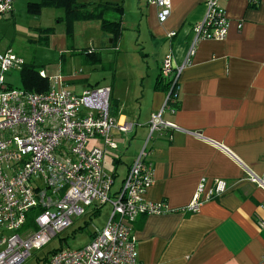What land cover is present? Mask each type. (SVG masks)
Instances as JSON below:
<instances>
[{"label":"crops","instance_id":"0c3cea01","mask_svg":"<svg viewBox=\"0 0 264 264\" xmlns=\"http://www.w3.org/2000/svg\"><path fill=\"white\" fill-rule=\"evenodd\" d=\"M78 1H116L123 6L124 31L117 45L113 46L111 36L99 35L101 44L102 39L109 40L112 51H123L126 29L137 33L133 51L142 62L137 73L104 85L112 89L113 115L134 124L132 133L114 134L119 148L106 154L113 170L104 168L114 175L115 184L123 157L131 155L119 185L149 137L154 114L161 113L165 122L177 127L155 133L150 142L155 181L145 198L165 202L170 212L135 221L139 260L143 264H264V227L258 225L264 220V191L244 175V167L264 174V0L221 1L231 20L229 35L221 42L198 43L193 64L179 77L177 107L169 108L167 92L156 86L162 79V61L172 55L176 66L184 63L192 26L205 15L203 0H171V16L163 24L158 9L147 0ZM99 22L76 25L87 23L97 35ZM173 31L176 36L169 38ZM89 41L87 49H93L95 44ZM61 48L66 49L63 38ZM54 76H61L64 87L76 93L100 85L88 87L84 77L74 74ZM135 141L138 146L129 153ZM204 178L208 186L216 179L226 181L227 192L204 203L197 213L183 211Z\"/></svg>","mask_w":264,"mask_h":264},{"label":"built area","instance_id":"2783aa9c","mask_svg":"<svg viewBox=\"0 0 264 264\" xmlns=\"http://www.w3.org/2000/svg\"><path fill=\"white\" fill-rule=\"evenodd\" d=\"M222 0H203V19L192 26L193 39L184 63L176 66L173 56L162 61L161 77L170 83L165 107L177 101L179 77L194 62L198 43L226 40L231 20ZM158 9V21L171 16V0H147ZM15 0H0V22L15 9ZM242 28V23L238 24ZM171 32L168 37H175ZM26 60L11 50L0 52V264H24L34 250H41L61 232L83 218L87 208L110 205L107 224L95 230L86 246L63 248L41 264H143L138 258L134 223L140 216L169 213L165 202L145 198L154 184L149 161L150 142L155 133L177 129L161 113L149 122V137L119 189L115 177L104 168L107 151L118 150L115 133L129 134L134 124L112 114L110 86H96L76 93L64 87L61 76H49L46 93L14 88L8 75L23 69ZM173 110V109H170ZM245 178L264 191V174L244 167ZM226 181L216 179L208 186L202 179L183 211L199 212L201 206L221 197ZM39 210L36 228L25 227L27 215ZM264 227V220H259ZM264 262V258H263Z\"/></svg>","mask_w":264,"mask_h":264},{"label":"rangeland","instance_id":"374dc122","mask_svg":"<svg viewBox=\"0 0 264 264\" xmlns=\"http://www.w3.org/2000/svg\"><path fill=\"white\" fill-rule=\"evenodd\" d=\"M39 0H15V12L8 15L0 22V52L11 50L13 53L23 57L26 62L44 69L48 75H79L85 78L86 85L93 87L95 84L104 86L106 83L111 84L119 81L123 82L130 72L137 73V67L141 65V58L135 56L133 48L137 46V33L135 31L125 30L124 45L122 52H115L110 49L109 40H103L100 43L99 35L108 36L100 29L97 35H93V30L89 24L74 25V36L71 41L67 39L64 22H58L63 16V12L57 9H46L39 17H34L27 12L28 2H38ZM116 1H113L115 3ZM118 4V3H116ZM110 18L118 17L115 12H108ZM80 22V21H79ZM85 23V22H81ZM55 27V34L50 37L48 45L40 41L39 33L35 30L38 28ZM125 27V26H124ZM102 32V33H101ZM104 35V36H103ZM110 36V35H109ZM62 38L66 41V49H62ZM97 38V39H96ZM91 45L95 44L101 61L93 64L85 55H79L82 50H87L90 41ZM139 47V46H138ZM93 48V46L91 47ZM93 48V49H94ZM129 59L125 61L121 57ZM119 58V62H118ZM138 62V63H137ZM8 81L14 88H22L20 84V73L13 72L8 75ZM97 82V83H96ZM122 87L119 86L118 89ZM138 143L135 141L131 145L129 153L134 152ZM115 151V150H113ZM128 153V154H129ZM131 156V155H130ZM130 156L123 157L124 163L120 168L117 167L118 176L114 189H119L121 185L120 178L124 170V164ZM110 157L105 160V168L113 170ZM113 172V171H112ZM119 174V175H118ZM111 206L104 205L101 207L91 206L87 208L86 215L75 221V224L69 229L61 232L41 250H34L24 264H41L40 261L59 248L79 249L92 239L95 230H101L107 224L111 214Z\"/></svg>","mask_w":264,"mask_h":264},{"label":"trees","instance_id":"16d2710c","mask_svg":"<svg viewBox=\"0 0 264 264\" xmlns=\"http://www.w3.org/2000/svg\"><path fill=\"white\" fill-rule=\"evenodd\" d=\"M44 9H57L63 12V16L58 19V22H64L67 39L69 41L73 39L74 25L79 21H100L102 32L112 37L114 47L117 45V42L124 31L122 26L124 9L120 4L108 2L94 4L81 3L78 0H39L38 2H28L27 4V12L34 17H39ZM108 12H115L118 14V17L110 18L107 16ZM55 29V27H48L38 28L35 31L39 33L40 41H44L43 44L48 45L50 37L55 34ZM79 55L87 56L93 64H97L101 61V57L94 49L82 50L79 52ZM41 71H44V69L26 62L23 69L20 71V84L22 85V89L33 93H46L50 88V80L49 78L41 77ZM156 86L167 93L169 92L170 83L167 81L159 79ZM177 104L178 103L175 101L169 103V106L177 107ZM39 212V210H33L27 215V223L25 227L36 228L35 217ZM62 249L63 248L61 247L54 250L52 253L44 257L40 263L46 261L49 256Z\"/></svg>","mask_w":264,"mask_h":264}]
</instances>
